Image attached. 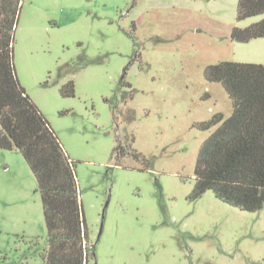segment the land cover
<instances>
[{"label":"rangeland","instance_id":"rangeland-1","mask_svg":"<svg viewBox=\"0 0 264 264\" xmlns=\"http://www.w3.org/2000/svg\"><path fill=\"white\" fill-rule=\"evenodd\" d=\"M236 3L22 0L15 71L73 160L88 264H264V204L190 196L219 125L202 124L232 111L205 68L264 63V37L230 38L264 13L237 20ZM47 247L36 180L18 151L0 149V264H39Z\"/></svg>","mask_w":264,"mask_h":264},{"label":"trees","instance_id":"trees-1","mask_svg":"<svg viewBox=\"0 0 264 264\" xmlns=\"http://www.w3.org/2000/svg\"><path fill=\"white\" fill-rule=\"evenodd\" d=\"M21 6L22 0H0V149L18 151L36 180L48 239L39 264H88L94 244H88L73 160L16 75L14 33ZM260 13L264 0H237V20ZM259 37L264 18L230 32L236 42ZM204 73L222 85L232 111L202 124L219 123L199 148L190 196L211 190L233 207L258 210L264 204V63L219 61ZM60 92L74 95L72 79Z\"/></svg>","mask_w":264,"mask_h":264}]
</instances>
